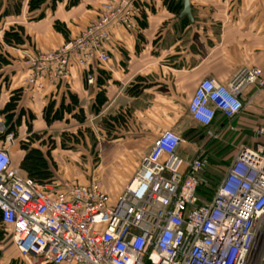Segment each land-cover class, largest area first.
Masks as SVG:
<instances>
[{"label":"built area","instance_id":"2783aa9c","mask_svg":"<svg viewBox=\"0 0 264 264\" xmlns=\"http://www.w3.org/2000/svg\"><path fill=\"white\" fill-rule=\"evenodd\" d=\"M140 0H102L98 18L47 52L24 54L25 83L44 95L67 83L72 64L92 85L106 67L115 30L131 31ZM264 91V71L245 70L227 85L198 83L187 105L191 125L235 119L248 87ZM238 148L211 200L197 189L207 164L184 157L180 135L157 136L115 201L97 180L43 183L13 164L14 134L0 115V222L23 264H264V127Z\"/></svg>","mask_w":264,"mask_h":264},{"label":"crops","instance_id":"0c3cea01","mask_svg":"<svg viewBox=\"0 0 264 264\" xmlns=\"http://www.w3.org/2000/svg\"><path fill=\"white\" fill-rule=\"evenodd\" d=\"M20 1L21 6L19 0H0V43L12 25L23 26L32 41L31 47L5 48L11 64L1 74L8 87L0 88V111L16 90L21 91L19 107L32 115H41L50 100L66 107L68 96L75 97L76 110L84 112L102 143L101 157L116 172L130 166V177L150 140L164 131L181 136L191 124L187 105L200 81L227 85L247 69L264 71V0H188L191 19L181 16L178 0H140L134 28L113 32L109 62L94 71L92 85L72 64L67 83L40 95L26 86L24 54L47 52L76 37L98 18L102 0H44L32 12L30 0ZM241 100L244 108L235 119L264 127V91L248 87ZM40 119L37 127L44 124ZM107 125L114 128L108 136ZM10 153L13 158V148ZM18 154L21 162L24 153ZM5 237L0 226V264H12L19 255L11 241L6 252Z\"/></svg>","mask_w":264,"mask_h":264},{"label":"rangeland","instance_id":"374dc122","mask_svg":"<svg viewBox=\"0 0 264 264\" xmlns=\"http://www.w3.org/2000/svg\"><path fill=\"white\" fill-rule=\"evenodd\" d=\"M25 18L29 23L30 17ZM31 42L28 47H31ZM7 84L6 80L4 86L8 87ZM41 115L34 114L33 122L18 132L17 136L14 135L15 141L11 147L14 151L13 164L24 174L32 175L43 183L64 180L87 184L93 179L97 180L110 200L115 201L130 177L127 171L131 167L128 166L125 172H116L111 168L110 161L101 157L102 153L99 152L102 143L98 141V135L94 133V128L86 116L82 123H76L74 121L76 118L73 117H68V121L64 122L67 115L62 111L61 120L37 127L36 121L42 117ZM40 120L44 122L43 119ZM259 128H255L252 123L243 121L240 123L238 119L229 121L222 129L217 122L205 129L191 124L183 127L181 137L185 144L179 148V155L189 158L201 155L207 160L197 189L200 202L212 199L238 148L252 147L256 144L254 135ZM113 129L107 125L106 135H111L109 133L113 132ZM153 140H150L149 147ZM18 151L24 153L21 162ZM206 173L208 178L204 183L202 176ZM9 241L10 238L6 236V252L12 247ZM12 264L23 262L16 257Z\"/></svg>","mask_w":264,"mask_h":264},{"label":"trees","instance_id":"16d2710c","mask_svg":"<svg viewBox=\"0 0 264 264\" xmlns=\"http://www.w3.org/2000/svg\"><path fill=\"white\" fill-rule=\"evenodd\" d=\"M21 2L22 1L19 0L18 2L19 6H21ZM43 3H44V0H30L28 3V11L32 12L38 9ZM30 41H31V38L26 34L24 27L21 25H12L3 32L2 43H0V88L4 86V82L6 80L8 81V79H5V78L3 79V81H1L2 71L8 64H11V56L6 52L5 48L6 47L21 48L25 46L26 44H29ZM98 67H101V66L97 64L92 65L90 67L91 74H93L94 71ZM68 98L70 100V103L66 105V107L63 106V103H59V105H56L55 101L50 100L48 102V104L42 111V119L44 120V123L46 125H49L51 122L61 120L62 111L65 114L67 113V115H69L70 117L76 118L74 119L76 123L77 122L82 123V121H84V118H85L84 112L81 109L76 110L78 106H77V101L75 97L73 96L71 97L69 95ZM20 100H21V91L16 90L12 92L8 102L5 104L3 109L0 111V115L5 120L7 132H12L15 136H17L18 132L22 131L23 128H25L27 125H30L31 122H33L34 120V115H32L30 111L23 109V107L21 108L19 107ZM229 121L231 120H228L218 115L214 123L217 122V124L222 129ZM201 129H205V128H201ZM201 175H202V172L200 173V176ZM28 176L37 179L36 177L32 175H28ZM207 178H208L207 173L202 176L204 183L206 182ZM0 226L4 231V227L2 226L1 222H0ZM4 233L6 234L5 231Z\"/></svg>","mask_w":264,"mask_h":264},{"label":"water","instance_id":"95a60500","mask_svg":"<svg viewBox=\"0 0 264 264\" xmlns=\"http://www.w3.org/2000/svg\"><path fill=\"white\" fill-rule=\"evenodd\" d=\"M182 7H183V11L181 13V16H185L187 17L188 19H191V15H190V5H189V2L188 0H178Z\"/></svg>","mask_w":264,"mask_h":264}]
</instances>
